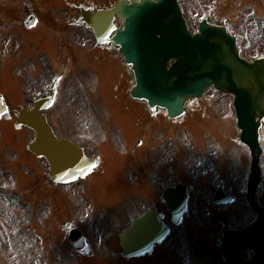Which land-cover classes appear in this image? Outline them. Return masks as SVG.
I'll use <instances>...</instances> for the list:
<instances>
[{
  "label": "rangeland",
  "instance_id": "1",
  "mask_svg": "<svg viewBox=\"0 0 264 264\" xmlns=\"http://www.w3.org/2000/svg\"><path fill=\"white\" fill-rule=\"evenodd\" d=\"M24 1L41 19L28 33L20 31L16 55L2 58L0 93L10 109L0 118V264H225L221 223L242 228L256 217L246 200L249 156L232 96L211 91L191 99L176 122L161 110L151 113L128 96L134 75L114 48L94 49L93 32L80 25L63 30L65 21L78 17L74 6L83 0H0V5L20 3L21 11ZM88 1L97 8L116 0ZM179 3L193 32L209 14L238 36L245 58L264 55V0ZM53 74L60 80L50 122L61 135H79L73 136L100 160L98 170L75 185L53 183L47 162L28 151L35 133L15 127L21 106L29 107ZM93 124H99L94 133ZM262 139L264 149V128ZM131 169L141 177L132 181ZM261 170L255 197L264 207V154ZM154 171L165 184L179 180L192 188L188 211L177 225L164 205L141 198L158 186ZM218 185L233 197L231 203L210 204ZM148 208L164 213L171 233L150 255L126 258L119 234ZM69 220L85 233L87 251H76L68 239L63 224ZM251 255L245 250L244 259Z\"/></svg>",
  "mask_w": 264,
  "mask_h": 264
},
{
  "label": "water",
  "instance_id": "2",
  "mask_svg": "<svg viewBox=\"0 0 264 264\" xmlns=\"http://www.w3.org/2000/svg\"><path fill=\"white\" fill-rule=\"evenodd\" d=\"M116 16L124 20L123 29L115 26ZM78 22L93 29L99 43H114L118 47L135 76L130 95L145 100L153 111L162 108L170 118L181 117L187 98H201L212 87L234 96L240 140L250 153L247 199L257 218L243 229L223 226L221 252L227 264H264V208L255 199L262 179L264 59L252 62L244 59L236 37L223 23L207 18L193 35L178 0H121L114 7L97 12L90 5L82 4ZM34 23V17L25 22L27 27ZM49 104L50 99H45L33 110L22 109L16 127L24 125L35 131L36 138L29 143V150L48 161L53 181L66 184L88 175L96 161L88 158L76 144L57 137L42 112ZM7 111L0 94V117ZM164 199L172 221L178 224L187 210L186 187L179 184L166 189ZM229 201L231 198L221 193L215 202ZM162 217L150 209L121 233L120 245L126 257L149 254L155 244L166 238L170 229ZM70 225L66 223L65 228ZM69 239L78 250L86 246L78 228L70 229ZM245 249L253 253L249 261L243 259Z\"/></svg>",
  "mask_w": 264,
  "mask_h": 264
},
{
  "label": "flooded vegetation",
  "instance_id": "3",
  "mask_svg": "<svg viewBox=\"0 0 264 264\" xmlns=\"http://www.w3.org/2000/svg\"><path fill=\"white\" fill-rule=\"evenodd\" d=\"M19 4L20 3H17L16 5L12 4L9 6L0 5V74L1 73L3 74L2 58H3L4 54L6 53L8 57L13 58L16 55V52H18V44L20 41V31H22L26 34V33H28V31H30L32 29V28H26L24 26V20L29 15L36 16L37 23L41 19V16H40L38 9L36 7H34V5H32L31 2L26 3L24 1V6L22 7L21 11H20V7L18 6ZM5 33H6V37H5ZM25 34H21V36H25ZM53 77L55 78V77H60V76L58 74H53ZM59 80H60V78H59ZM59 80L55 84H52L53 81H51L49 83L46 82V84L43 87L44 94L38 98V99L48 98V97L52 98L51 106L47 109V111H49L51 109V107L53 106V98L55 96ZM47 118H48L50 125L53 126L56 130V125L52 124L54 122V116L52 114H47ZM50 121H52V123ZM96 128H99V124H96V125L93 124L91 131H93V133H94ZM73 135H76V137H79V135H77L75 132H73V133H66L65 135L62 134V138H67V139H70L71 141L77 143L79 146H81L85 150L86 154L89 157L94 158L93 156H90L88 154V151H87L85 145L79 143L80 141H77L78 138L74 137ZM95 135H96V133L93 136H95ZM152 148H153V150L154 149L157 150L156 147H151V149ZM95 150H97V153L98 152L101 153V151L99 149H95ZM131 153L133 155L132 151H131ZM144 156H145V154H143V157ZM100 157H101V155H100ZM97 160H98V166L93 170L92 174H90L87 178H85L83 180L88 179L99 168L100 160L98 158H97ZM133 161H134V159L132 157V163H133ZM146 161H147V159H146ZM142 167H143V165H142ZM140 170H142V169H140ZM103 171L104 170L102 169L101 172H103ZM155 173H157V172H155ZM131 175L132 176H130V177H131L132 181H135V179H138L141 177V176L138 177L137 172H136V170L134 171V169H131ZM157 179H158L159 183H158L156 190L151 192L150 194L141 196V198L143 199L144 197L151 196L148 198L150 199L151 203L153 205H155V207H157V205L159 204V205H164L167 208V204L165 203V201L163 199L164 190L169 186H171V187L176 186L179 181L178 180H176V181L172 180L171 184H168V183L165 184L163 179H161L160 172L157 173ZM79 180H81V179H79ZM78 181H77V183H79ZM187 191H188V195L190 196L192 193V188L190 185H188ZM142 199H140V202L142 201ZM72 226H75L74 223Z\"/></svg>",
  "mask_w": 264,
  "mask_h": 264
}]
</instances>
